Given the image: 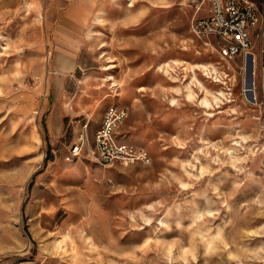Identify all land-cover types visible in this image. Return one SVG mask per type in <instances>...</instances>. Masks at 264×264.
Segmentation results:
<instances>
[{
    "label": "rangeland",
    "instance_id": "374dc122",
    "mask_svg": "<svg viewBox=\"0 0 264 264\" xmlns=\"http://www.w3.org/2000/svg\"><path fill=\"white\" fill-rule=\"evenodd\" d=\"M199 2L0 0V264H264V116L189 32ZM108 105L148 164L92 159Z\"/></svg>",
    "mask_w": 264,
    "mask_h": 264
},
{
    "label": "built area",
    "instance_id": "2783aa9c",
    "mask_svg": "<svg viewBox=\"0 0 264 264\" xmlns=\"http://www.w3.org/2000/svg\"><path fill=\"white\" fill-rule=\"evenodd\" d=\"M196 13L189 22V32L204 44H208L216 58L224 62L230 72V63L241 75V94L264 116V6L257 7L252 0H200ZM251 68L250 87L243 89L244 69ZM212 68V67H211ZM210 70V71H209ZM203 75L213 83L222 85L223 104L232 102L231 81L228 73L208 67ZM233 78V77H231ZM126 118V111L116 105H108L88 144L92 159L109 167L149 163L146 149L121 140L119 127ZM88 123L83 124L86 129ZM80 136L69 149V158L77 157L86 145Z\"/></svg>",
    "mask_w": 264,
    "mask_h": 264
},
{
    "label": "bare ground",
    "instance_id": "6f19581e",
    "mask_svg": "<svg viewBox=\"0 0 264 264\" xmlns=\"http://www.w3.org/2000/svg\"><path fill=\"white\" fill-rule=\"evenodd\" d=\"M100 11H101V10H100ZM95 19H96L98 22L103 21V20H102V16L100 15V13H98V14L95 16ZM107 62H110V61H107ZM169 62H170V61H169ZM169 62H166V63H164L163 65H164V66H165V65H166V66H169V64H168ZM172 62H175V61H172ZM181 65H186L187 68H188L189 70L193 71V74H194V70H202L203 72H205V71L208 69V67H209V66H206V65H204V64H192V63H188V62H186V61H181ZM186 66H184L182 69L185 70V69H186ZM113 67H114V65H113L112 63H108V64H106L105 66L102 67V70H104L105 72H108V73L106 74V76H105V81H107V83H108V85H109V87H108V89H109V93H113V89H112V91H111V88H114V87L117 85L115 79H114L113 76L109 73L110 70H111ZM169 68H170V70H171V67H169ZM210 69L215 70L213 67L210 68ZM209 71H210V70H209ZM197 82H198V81H197ZM248 82H249V79H248V73H247V70L244 69V76H243V89H244V91H246V90L248 89ZM198 84H200V83L198 82ZM186 86H187V85H186ZM187 91H188V95H189V96H192V90H191L190 88H188ZM109 93L105 96V98H109V97H111ZM245 94H246V93H245ZM209 97H210L212 100H215V99H216V98H215V95H213L212 92L205 90L204 96L200 99V104H203L204 106L209 107V106H210V98H209ZM68 107H70V105H68Z\"/></svg>",
    "mask_w": 264,
    "mask_h": 264
},
{
    "label": "crops",
    "instance_id": "0c3cea01",
    "mask_svg": "<svg viewBox=\"0 0 264 264\" xmlns=\"http://www.w3.org/2000/svg\"><path fill=\"white\" fill-rule=\"evenodd\" d=\"M261 2H262V0H261ZM81 3H84L85 5H87V2H79V4H81ZM253 3L255 4V1H253ZM72 9H75L74 7L72 8ZM85 9H86V7H85ZM72 15V14H71ZM76 17V19H79L80 20V18L78 17V16H75ZM71 20V19H70ZM51 30V29H50ZM49 30V31H50ZM52 31V30H51ZM72 49H68V51H71ZM68 57H72V56H70L69 54L67 55ZM73 59V69H72V71L73 70H75V68H76V63H74V58H72ZM60 66V64H59V62L58 61H54V65H53V67L54 68H58ZM100 121V120H99ZM99 121H97V125H98V123H99Z\"/></svg>",
    "mask_w": 264,
    "mask_h": 264
},
{
    "label": "water",
    "instance_id": "95a60500",
    "mask_svg": "<svg viewBox=\"0 0 264 264\" xmlns=\"http://www.w3.org/2000/svg\"><path fill=\"white\" fill-rule=\"evenodd\" d=\"M248 79H249V82H248V87H250V82H251V68L250 66L248 67Z\"/></svg>",
    "mask_w": 264,
    "mask_h": 264
},
{
    "label": "trees",
    "instance_id": "16d2710c",
    "mask_svg": "<svg viewBox=\"0 0 264 264\" xmlns=\"http://www.w3.org/2000/svg\"><path fill=\"white\" fill-rule=\"evenodd\" d=\"M44 160H46V157H45V159Z\"/></svg>",
    "mask_w": 264,
    "mask_h": 264
}]
</instances>
